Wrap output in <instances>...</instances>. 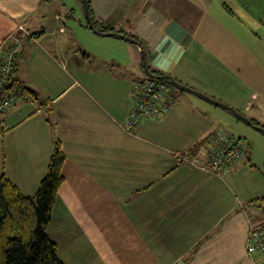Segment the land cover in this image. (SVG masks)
Returning <instances> with one entry per match:
<instances>
[{
	"label": "crops",
	"instance_id": "0c3cea01",
	"mask_svg": "<svg viewBox=\"0 0 264 264\" xmlns=\"http://www.w3.org/2000/svg\"><path fill=\"white\" fill-rule=\"evenodd\" d=\"M89 3L93 22L139 39L150 70L264 125V43L254 31L264 0ZM82 16L80 0H0V49L19 47L12 78L40 96L18 94L2 117L0 177L33 196L60 143L65 183L47 234L64 264H263L246 244L264 229V155L243 139L250 152L238 169L192 163L238 118L171 90L168 112L127 130L148 82L141 49L109 42L110 59Z\"/></svg>",
	"mask_w": 264,
	"mask_h": 264
},
{
	"label": "trees",
	"instance_id": "16d2710c",
	"mask_svg": "<svg viewBox=\"0 0 264 264\" xmlns=\"http://www.w3.org/2000/svg\"><path fill=\"white\" fill-rule=\"evenodd\" d=\"M94 24L100 32L113 31L96 22ZM85 26L88 28L87 23ZM128 36L139 40L136 36ZM151 72L157 76L156 79L150 78L151 80L169 84L162 78L163 74L153 70ZM13 89H17L20 96L27 95L31 99H38L35 92L10 75L3 91ZM250 120L253 124L264 127L255 119ZM1 128L2 122L0 133ZM65 159V153L57 142L46 175L33 196L24 195L8 178L0 177V264H64L59 257L58 246L49 238L47 229L52 220L59 191L65 183L63 175ZM256 202L258 201L253 203Z\"/></svg>",
	"mask_w": 264,
	"mask_h": 264
},
{
	"label": "built area",
	"instance_id": "2783aa9c",
	"mask_svg": "<svg viewBox=\"0 0 264 264\" xmlns=\"http://www.w3.org/2000/svg\"><path fill=\"white\" fill-rule=\"evenodd\" d=\"M18 50V45L10 50H5L4 47L0 49V123L2 117L15 107L18 96L17 89L3 91L8 84V78L14 71V58ZM135 94L136 104L126 121V128L129 131L141 126L147 120L168 112L169 104L174 102L170 88L163 82L151 79L137 86ZM213 142L217 147L202 157L203 162L200 164L203 170L227 173L246 163L250 151L245 140L226 133L217 135ZM246 249L250 256H261L264 259V229L249 231Z\"/></svg>",
	"mask_w": 264,
	"mask_h": 264
},
{
	"label": "rangeland",
	"instance_id": "374dc122",
	"mask_svg": "<svg viewBox=\"0 0 264 264\" xmlns=\"http://www.w3.org/2000/svg\"><path fill=\"white\" fill-rule=\"evenodd\" d=\"M80 2L82 3V0H80ZM90 2V0H89ZM227 6L228 5V8L232 11V12H235V9L233 8V4L231 2H225ZM261 11V10H260ZM263 13V16L262 18L258 19L257 21L258 22V27L254 30L257 35L259 36V39L262 41V43H264V11L262 10ZM82 21L85 23L86 22V18L84 16H82ZM250 22V20H249ZM251 23V22H250ZM100 37L101 41H103V45L102 47L104 48L105 52L107 53L108 57L110 58L112 56V52H115L116 49L111 46V44L109 42H113V41H121V42H124L122 39L120 38H116V37H106V36H98ZM70 42L72 43H75L74 46L77 47L79 46V40H76V39H72V41L70 40ZM82 43V42H81ZM127 43V45L129 47H135V45L129 43V42H125ZM92 45H94L93 43H91ZM26 47V45H25ZM261 51V50H260ZM124 57H126V55H124ZM111 59V58H110ZM141 62V63H140ZM22 64H23V59H20L19 61V65H20V68L22 69ZM139 64H140V67L143 69V62H142V57H141V61H139ZM142 71V70H141ZM144 71V69H143ZM142 77H144V79H147V81H149V77H147L146 74H143L142 73ZM165 85H167L170 90L172 91H175V92H186V91H183V90H179L169 84H166L165 82H163ZM188 93V92H186ZM42 97H47L46 95L45 96H42ZM38 98H40V96H38ZM43 101V100H42ZM248 116H250V114H247ZM245 116V115H244ZM238 128L236 129H232L231 127H226L224 126V128L218 130V134H229L230 136L232 137H235V138H241V139H246L249 143L252 144V146H256V149H257V152L259 153V156L262 157L264 155V134L257 131L256 129L248 126L247 124H245L244 122H242L241 120L238 119ZM221 128V127H220ZM209 149L207 147H203V149H198L199 152H197L193 159H192V163L194 164H198L199 167H200V163L203 162L202 160V157H204V155L210 153L211 151L214 150V148H210V146H208ZM206 148V149H205ZM253 158V157H252ZM44 177V176H43ZM40 180L42 179H39V182ZM40 184V183H39ZM39 186L36 187V191L38 190Z\"/></svg>",
	"mask_w": 264,
	"mask_h": 264
},
{
	"label": "water",
	"instance_id": "95a60500",
	"mask_svg": "<svg viewBox=\"0 0 264 264\" xmlns=\"http://www.w3.org/2000/svg\"><path fill=\"white\" fill-rule=\"evenodd\" d=\"M83 2V7H84V13H85V18H86V22H87V25L89 27V29L96 33V34H100V35H103V36H106V37H116V38H120L126 42H129L135 46H138L140 49H141V55H142V62H143V69H144V72L147 76H149L150 78H153V79H156L157 76L151 72L150 70V67H149V64H148V60H147V55H146V52L143 48V45L142 43L139 41V40H136L135 38L133 37H130V36H126V35H123V34H120V33H113V32H100L96 29L95 27V24L93 22V19H92V15H91V10H90V3L88 0H82ZM163 79L167 80L169 85L179 89V90H183V91H186L188 93H191L201 99H204L206 100L207 102L217 106V107H220L222 109H225L229 112H231L236 118H238L239 120H241L242 122H244L245 124H247L248 126L256 129L257 131L261 132L264 134V127L262 126H259V125H255L253 124V122L247 118L246 116L240 114L238 111H236L233 107L225 104V103H222L220 101H217L216 99L214 98H211L197 90H194L188 86H185L183 84H181L180 82H178L177 80H175L171 75H164L162 77ZM179 264H183V263H179Z\"/></svg>",
	"mask_w": 264,
	"mask_h": 264
},
{
	"label": "flooded vegetation",
	"instance_id": "af4514ba",
	"mask_svg": "<svg viewBox=\"0 0 264 264\" xmlns=\"http://www.w3.org/2000/svg\"><path fill=\"white\" fill-rule=\"evenodd\" d=\"M137 40V39H136Z\"/></svg>",
	"mask_w": 264,
	"mask_h": 264
}]
</instances>
